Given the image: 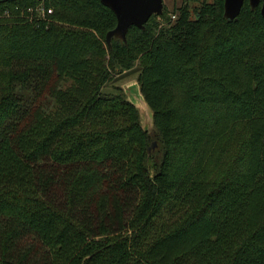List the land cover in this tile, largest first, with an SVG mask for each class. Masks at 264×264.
<instances>
[{"label":"trees","instance_id":"trees-1","mask_svg":"<svg viewBox=\"0 0 264 264\" xmlns=\"http://www.w3.org/2000/svg\"><path fill=\"white\" fill-rule=\"evenodd\" d=\"M170 1L0 0V264H264L261 2Z\"/></svg>","mask_w":264,"mask_h":264},{"label":"water","instance_id":"water-1","mask_svg":"<svg viewBox=\"0 0 264 264\" xmlns=\"http://www.w3.org/2000/svg\"><path fill=\"white\" fill-rule=\"evenodd\" d=\"M104 4L111 7L116 15V24L110 28L105 35V40L110 47L111 37L120 38L126 41V31L129 25L134 24L140 28L144 27V22L152 13H161L163 9V0H101ZM260 4V12L264 15V0H249L251 7ZM243 0H223V14L226 18H235L238 14ZM121 87L126 94L127 99L132 102L138 109L139 114L144 110L147 112L151 109L144 98L138 80L129 79L121 83ZM152 119V118H151ZM156 145V141L152 140L147 146L148 152Z\"/></svg>","mask_w":264,"mask_h":264},{"label":"rangeland","instance_id":"rangeland-1","mask_svg":"<svg viewBox=\"0 0 264 264\" xmlns=\"http://www.w3.org/2000/svg\"><path fill=\"white\" fill-rule=\"evenodd\" d=\"M164 4L167 7H171V1L170 0H163ZM181 0H178V3H180ZM194 3V2H192ZM135 78V73H130L127 74L125 77H123L120 82L123 83L129 79ZM140 120H141V124L148 130H151L152 128V119H151V115H150V111L148 110L147 112H145L144 110L141 112L140 115Z\"/></svg>","mask_w":264,"mask_h":264},{"label":"built area","instance_id":"built-area-1","mask_svg":"<svg viewBox=\"0 0 264 264\" xmlns=\"http://www.w3.org/2000/svg\"><path fill=\"white\" fill-rule=\"evenodd\" d=\"M173 16V15H172Z\"/></svg>","mask_w":264,"mask_h":264}]
</instances>
